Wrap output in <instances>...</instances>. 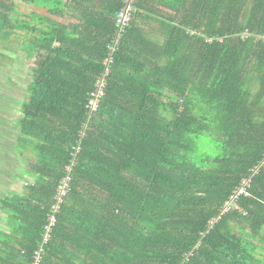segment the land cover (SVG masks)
<instances>
[{
  "label": "trees",
  "instance_id": "1",
  "mask_svg": "<svg viewBox=\"0 0 264 264\" xmlns=\"http://www.w3.org/2000/svg\"><path fill=\"white\" fill-rule=\"evenodd\" d=\"M128 2L0 0V40L33 62L0 264H31L47 229L41 264H264V0H132L112 53Z\"/></svg>",
  "mask_w": 264,
  "mask_h": 264
},
{
  "label": "rangeland",
  "instance_id": "2",
  "mask_svg": "<svg viewBox=\"0 0 264 264\" xmlns=\"http://www.w3.org/2000/svg\"><path fill=\"white\" fill-rule=\"evenodd\" d=\"M24 5L23 10L45 13V8L39 5ZM0 51L4 53V56H0V112L7 115L6 120L0 117V196L4 197L21 193L25 186L16 173L21 168L27 170L25 165L29 162L16 149L14 123L19 114L18 106L26 97L27 86L32 81L33 62L28 60L29 54L22 51L19 43L0 40ZM199 144L202 150L211 155L217 151L216 145L209 138L200 139ZM5 220L6 214L0 211V224Z\"/></svg>",
  "mask_w": 264,
  "mask_h": 264
},
{
  "label": "built area",
  "instance_id": "3",
  "mask_svg": "<svg viewBox=\"0 0 264 264\" xmlns=\"http://www.w3.org/2000/svg\"><path fill=\"white\" fill-rule=\"evenodd\" d=\"M131 2L132 0H129L127 7L117 15V27L119 28V35L117 36L114 45L113 46H109L110 50L112 51V53L115 51V47L118 45V38L120 37L121 33L125 30V28L127 27V25L129 24L130 20H131ZM111 60H105L104 64L106 65V69L104 72V76L103 77H99V79L97 80L96 84H95V90L92 91L90 93L89 96V108H91V110L95 111L98 108V105L101 101V99L104 97L105 95V89H106V81H105V75L109 72V62ZM68 170H71V167L68 168ZM71 178L70 177H66L62 180L59 188H58V193L56 195V204L53 205L51 207V212L57 213L59 211V204L62 203V197L67 195L68 192L70 191V187H71ZM247 185H249V182L247 180H245L243 182V185L240 189H238L235 193V196L233 197L234 199H237L239 196H248V193L246 191V187ZM52 222L54 223L56 221L55 217L52 216L51 217ZM50 229H47V233L49 234ZM45 233L44 234V239L41 243V246L39 248V250H37L35 252V256L33 258V261L31 264H41L42 261V254H43V249H44V244L48 241L49 239V235Z\"/></svg>",
  "mask_w": 264,
  "mask_h": 264
},
{
  "label": "crops",
  "instance_id": "4",
  "mask_svg": "<svg viewBox=\"0 0 264 264\" xmlns=\"http://www.w3.org/2000/svg\"><path fill=\"white\" fill-rule=\"evenodd\" d=\"M25 7L27 6V5H24ZM161 9V8H160ZM162 21L160 20V18L159 17H157V18H155V21H153L152 22V26H158L160 23H161ZM145 23H147V22H145ZM159 23V24H158Z\"/></svg>",
  "mask_w": 264,
  "mask_h": 264
}]
</instances>
